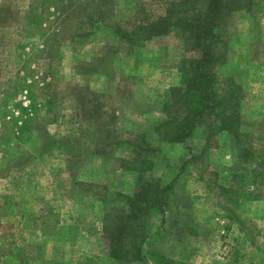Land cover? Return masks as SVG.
I'll list each match as a JSON object with an SVG mask.
<instances>
[{
  "label": "rangeland",
  "instance_id": "rangeland-1",
  "mask_svg": "<svg viewBox=\"0 0 264 264\" xmlns=\"http://www.w3.org/2000/svg\"><path fill=\"white\" fill-rule=\"evenodd\" d=\"M80 1L0 0V264H148L115 262L103 235L107 213L126 207L119 195L137 189L122 162L133 158L131 150L117 147L164 118L162 101L180 83V64L200 51L175 30L129 49L110 30L96 29L99 18L90 16L98 2ZM137 1L117 0L106 23L130 22ZM220 34L219 79L243 87L242 129L264 152V0L229 14ZM72 89L94 94L92 118ZM31 103L37 112L19 139L12 120ZM47 132L68 139L76 154L45 150ZM155 147L152 174L167 182L190 153L196 157L173 212L153 220L162 236L149 254L162 264H264V189L257 201L229 200V170L238 163L230 141L213 136L207 143L198 128L186 145ZM171 216L185 221L174 233L167 232Z\"/></svg>",
  "mask_w": 264,
  "mask_h": 264
},
{
  "label": "trees",
  "instance_id": "trees-1",
  "mask_svg": "<svg viewBox=\"0 0 264 264\" xmlns=\"http://www.w3.org/2000/svg\"><path fill=\"white\" fill-rule=\"evenodd\" d=\"M95 1L99 4L91 2L95 13H91L90 17L97 15L96 18H99L96 29L110 30L114 38L129 49L143 48L147 42L165 37L175 30L180 32L186 45L200 51L199 57L186 59L180 64V83L167 89L162 101L164 118L149 129L141 130L132 141L121 142L117 147L127 146L131 150L133 158L130 161L122 159V162L126 165L125 169L133 174L137 189L133 195H119L126 207L107 213L103 235L110 257L115 262L146 263L147 245L152 239L162 236L161 231H154L153 220L173 212L172 201L178 203L177 187L184 180L183 174L190 167V160L196 157L190 153V159L182 164L178 175L167 182L152 174L156 169L154 156L159 155L156 144L160 147L186 145L198 128L206 129L207 143L213 136H225L231 143L232 151L235 149L238 155V163L229 170L232 172V177H229L231 185L230 190H225L233 198L229 200L257 201L263 196L264 161L261 158L264 160V152L256 148L252 134L242 129L243 87L233 77L222 85L217 72V68L224 63L220 34L224 18L239 11L251 12L256 0H143L147 2L145 4L138 0L133 8L132 20L114 24H107L106 20L114 16L117 0ZM80 2L81 5L88 3H83L84 0ZM70 94H75L79 104L84 102L89 106L84 110V116L86 120L92 118L93 103L88 96L94 94L89 89H72ZM36 108L31 103L12 120L17 138L21 139V135L28 132L26 123L37 112ZM46 135L45 150L67 148L76 154L68 139L56 140L49 132ZM232 188H235L234 191ZM177 207L178 204L175 209H180V206ZM227 216L232 220V211ZM170 220L173 226L167 232L174 233L175 226L185 223L176 216H171ZM184 226L195 228L188 222ZM177 239L180 240L179 237ZM153 255L157 263L162 264L163 257Z\"/></svg>",
  "mask_w": 264,
  "mask_h": 264
},
{
  "label": "crops",
  "instance_id": "crops-1",
  "mask_svg": "<svg viewBox=\"0 0 264 264\" xmlns=\"http://www.w3.org/2000/svg\"><path fill=\"white\" fill-rule=\"evenodd\" d=\"M155 240L158 241L159 238H155ZM155 240H154V241H155ZM152 242H153V241L151 240L150 243H149V245H152ZM147 247H148V245H147ZM147 247H146V248H147ZM146 250H147V249H146ZM147 254H148V256H147V261H146V263L150 264L149 261H151V259H152V260L155 259L156 257H155V255H153L154 253H152V255L149 254V253H147ZM176 263H177V262H176ZM177 264H178V263H177Z\"/></svg>",
  "mask_w": 264,
  "mask_h": 264
}]
</instances>
